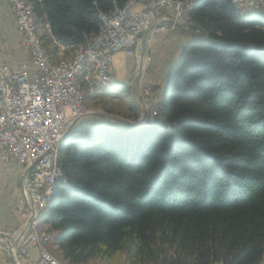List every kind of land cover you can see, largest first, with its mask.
<instances>
[{"label":"trees","instance_id":"trees-1","mask_svg":"<svg viewBox=\"0 0 264 264\" xmlns=\"http://www.w3.org/2000/svg\"><path fill=\"white\" fill-rule=\"evenodd\" d=\"M31 1L66 45L127 2ZM187 1L189 21L214 43L186 45L155 121L85 119L59 145L63 178L41 220L71 263L119 252L135 264L264 259V10Z\"/></svg>","mask_w":264,"mask_h":264},{"label":"built area","instance_id":"built-area-1","mask_svg":"<svg viewBox=\"0 0 264 264\" xmlns=\"http://www.w3.org/2000/svg\"><path fill=\"white\" fill-rule=\"evenodd\" d=\"M15 16L19 31L23 34L30 54L33 72L26 65L13 67L0 62V162H17L23 170L29 169L23 185V194L31 213L32 224L18 245L19 264H56L49 258L44 234V247L34 258L31 249L36 247L33 218L43 207L46 180L62 179L54 175V143L57 135L68 131L76 122L84 119L89 111L82 104V93L95 94L99 80L113 76L111 69L117 56L134 55L145 33L173 32L182 27L200 34L189 21L188 4L172 0H139L127 9L116 6L108 16V27L99 38H86L78 44H63L54 34L53 27L45 20V47L35 43L30 12L23 0H6ZM235 7L259 5L264 0H232ZM66 53L76 50V61L65 65V60H53L52 51ZM2 40L0 39V51ZM91 62H99V77L90 80ZM85 86V88H84ZM152 90L143 95L148 102ZM157 108H146L142 121L156 116ZM141 122V121H140ZM23 171V172H24Z\"/></svg>","mask_w":264,"mask_h":264},{"label":"rangeland","instance_id":"rangeland-1","mask_svg":"<svg viewBox=\"0 0 264 264\" xmlns=\"http://www.w3.org/2000/svg\"><path fill=\"white\" fill-rule=\"evenodd\" d=\"M37 22L39 25L43 21L40 22L37 20ZM160 33L171 34V33H174V31L173 32H160ZM152 46H153L152 39L149 36V39L146 45L145 56L143 57L144 59H142L141 57V44L136 49L134 55L125 58L121 54L115 58L114 63H113L115 80H114V77L111 76L112 82L107 87L99 86V89H97V92L95 94L86 92L85 105L89 113L84 119H81L79 123L85 119L86 120L100 119L99 117L93 116L95 114H103L111 118H119V119L134 121L137 119L138 114H139V109L137 107L136 101L141 105L144 113H146V108H149L150 110L157 108L156 105H152L149 103V99L156 93V88L153 86H148L146 84V79L148 75L151 72H153L152 70L154 68V57H153L154 50H152L153 48ZM47 47L50 51H54L55 53L56 51H58V50H54V47L51 44H48ZM69 57H70V54L68 53L65 59ZM143 63H146V64L142 68L143 73H142V77H141V80H140V83L137 89L136 101H135L132 96V86L134 85L136 76L138 75L139 69ZM126 68H127V71H126ZM145 89L152 90V93H151V96H149L148 102H145V98L143 95V91ZM99 98L100 100H98ZM141 123L144 124L145 122L141 121ZM141 126H144V125H141ZM61 141L59 142V145ZM59 145L57 148L58 156H59V151H58ZM23 171L24 170L22 167V170L19 168L18 171L16 172L13 171L12 174L11 173L7 174V172H4V171L1 172L4 183H6L5 181L8 182L11 179V182L13 185V196H12V199L10 196L2 197V199L0 198L1 199L0 203L2 202L3 208L9 209L12 213V215L10 214L9 216L8 215L10 212L9 210H6V212L8 213H6L5 210H2L1 211L2 215L0 214V219L2 220L6 219L7 216L14 217L15 225L12 230H5V229L0 228V231L9 234L13 238L18 236L20 232L23 231V229L29 222L28 221L29 214L31 213L29 206L27 204L25 195L23 194V190H22V177L24 173ZM0 184L2 185V182ZM37 221L38 220L36 219V216H35V219L33 221V225H34L33 233L37 232L39 235V240L36 241V247H44V238H41V237L44 236V234H50L49 237L47 236L46 248L49 251V253L53 257H55L61 264H65L56 255H54V252L52 250L53 249L52 243L54 241V232L51 231L50 225L48 223H44L46 225H40L39 222ZM0 254L3 257V263L11 264V259H10V255L8 252V243L5 239H2V238H0ZM19 260L20 259L18 258V261ZM90 263L91 264H135L133 260L128 259L126 253L124 252H119L110 257L97 258ZM260 264H264V259Z\"/></svg>","mask_w":264,"mask_h":264},{"label":"crops","instance_id":"crops-1","mask_svg":"<svg viewBox=\"0 0 264 264\" xmlns=\"http://www.w3.org/2000/svg\"><path fill=\"white\" fill-rule=\"evenodd\" d=\"M152 39V50H154V68L147 79L146 84L148 86H153L156 88V93L149 99V103L156 105L162 102L164 97L166 77L171 69V67L176 63L182 51L186 45L194 40H196L195 35L185 28H178L174 33H160L153 32L150 34ZM0 39L2 40V49L0 51V62L2 64H7L13 67H19L21 65H26L30 72H33L34 68L31 65L30 54L28 47L26 45L25 38L23 34L19 31L16 19L12 13L11 7L6 0H0ZM127 71V68H126ZM112 75L114 76V68L111 69ZM100 100V98L98 99ZM22 170V165L17 162L2 163L0 162V198L13 196V185L10 181H3L2 173L7 172V174H12L13 171L16 172L18 169ZM0 199V200H1ZM12 204V203H11ZM2 210H9L3 208L2 202L0 203V214ZM10 211V210H9ZM4 213V212H3ZM8 213V212H6ZM12 215L11 211L9 212ZM2 215V214H1ZM7 216L6 219H0V228L5 230H12L15 225L14 217ZM52 250L54 255H56L65 264H74L69 260L65 259L62 251L59 249L57 243L53 241ZM32 256L34 258L38 257L39 249L33 247L31 249ZM91 258L86 264H91L93 260L97 259ZM0 264L3 263V257L0 254Z\"/></svg>","mask_w":264,"mask_h":264},{"label":"bare ground","instance_id":"bare-ground-1","mask_svg":"<svg viewBox=\"0 0 264 264\" xmlns=\"http://www.w3.org/2000/svg\"><path fill=\"white\" fill-rule=\"evenodd\" d=\"M138 1L139 0H127V2L122 7H119V6H117V7L120 9H127L128 7H130L131 5H133L134 3L138 2ZM145 1H157V0H145ZM172 1L179 2L180 4L190 3L189 6H187V15H188V12H189L193 2H190L187 0H172ZM23 2L26 5L27 10L30 12V18L32 20V29H34V31H36L35 43L38 45V47H45L44 46L45 45V36L42 34L43 31H45V23L43 21V22H41V24L38 25L36 15L33 11V3L31 0H23ZM236 8L239 9L240 12L244 15H250L256 11L264 10V9H261L259 7V5H252L249 7L238 6ZM115 9H116V6L114 7V9L112 11H115ZM112 11H110V12H112ZM110 12L100 14V23H101L100 30L96 34L95 33L91 34L88 38H99V37H101L103 32H105L106 28L108 27V16L110 15ZM68 53L70 54V57L65 59L67 57ZM52 59L53 60H65V65H73V63H75V61H76V50H69L67 52V54L62 53L58 50L57 54L52 53ZM142 59H144V58H142ZM145 64L146 63H143L141 65V67L143 68ZM98 77H99V62H91L90 80H97ZM111 82H112L111 76H107L105 79L99 80V86L100 87H107ZM85 100H86V92H83L82 93V104L84 105V107H86ZM154 121H155V116H152L149 120L144 121L145 122L144 124L141 122H140V124L141 125H148V124L153 123ZM1 122H2V113H0V124H1ZM66 132H64V134ZM64 134L57 135L56 142L54 143V175H62L63 176L62 168H61L60 164L58 163L57 148H58L59 142L62 140ZM58 181H60V179L46 180L43 207L38 209L36 211V215H35L36 219L38 220L37 222H39L40 225H46V224L42 223V221H41L42 215L45 212V210L47 209V207L51 201L55 185ZM35 216L33 218V221L35 219ZM49 236H50V234H48V237ZM34 239H36V241L39 240V235L37 232L34 233ZM49 258H51V260H55L56 264H61L50 253H49Z\"/></svg>","mask_w":264,"mask_h":264},{"label":"water","instance_id":"water-1","mask_svg":"<svg viewBox=\"0 0 264 264\" xmlns=\"http://www.w3.org/2000/svg\"><path fill=\"white\" fill-rule=\"evenodd\" d=\"M193 34L195 35L196 40H201V41H207V42L214 43V41H212L211 39H209L207 37H204V36H202L200 34H197V33H193ZM149 36H150L149 32L145 33L143 38H142V41H141V57L142 58L145 56L146 45H147ZM257 50H264V47L263 48H257ZM142 73H143V69H142V67H140L138 75L136 76V79L134 81V85L132 86V96H133V99L135 101H136V93H137V89H138V86H139V83H140V80H141V77H142ZM136 103H137V107L139 109V114H138L137 119L134 120V121H129V120H125V119H119V118H111V117H109L107 115H103V114H95L93 116H96V117H99L101 119H105V120H108V121L114 122V123H124V124H128V125H131V126H140V121H142L144 119L145 113H144L141 105L137 101H136ZM78 124H79V121H76L71 126V128L65 133L62 141L65 138H67L72 133V131L74 130V128ZM28 170L29 169L27 168L24 171V173H23L22 190H23V185H24V178H25ZM31 224H32V220H30L28 222V224L25 226V228L23 229V231H21L20 234L18 236L14 237V238L11 237L9 234L0 231V238L5 239L7 241V243H8V252H9V255H10V259H11V264H19L18 257H17L18 245H19L20 241L22 240V238L27 234Z\"/></svg>","mask_w":264,"mask_h":264}]
</instances>
